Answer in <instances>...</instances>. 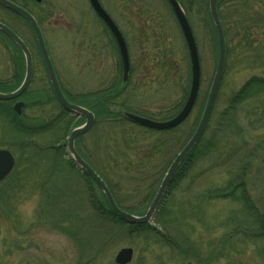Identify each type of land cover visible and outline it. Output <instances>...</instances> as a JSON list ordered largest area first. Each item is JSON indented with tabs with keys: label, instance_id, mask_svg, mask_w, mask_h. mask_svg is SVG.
Instances as JSON below:
<instances>
[{
	"label": "rangeland",
	"instance_id": "rangeland-1",
	"mask_svg": "<svg viewBox=\"0 0 264 264\" xmlns=\"http://www.w3.org/2000/svg\"><path fill=\"white\" fill-rule=\"evenodd\" d=\"M16 1L39 21L67 98L88 105L95 91L116 84L109 109L94 101L96 108L91 110L96 121L80 136L79 148L126 210L136 207L145 212L167 167L195 129L197 110L215 72L217 47L206 11L208 0L197 2L186 13L201 62L198 102L184 122L166 131L123 118L125 112H134L163 120L179 108L189 91L187 45L166 0H100L127 43L130 71L125 83L118 48L89 0ZM255 8L264 12V3ZM222 16L228 20L225 13ZM0 18L30 45L37 56V71L43 73L29 25L1 7ZM254 29L252 45L243 42L241 27L239 35L235 30L229 33L223 81L207 130L194 151L196 162L163 199L173 225L162 228L157 214L150 221L159 235L145 230L130 233L126 225L102 217L98 207L106 211L107 205L101 190L70 164L64 146L71 128L82 118L72 116L70 124V114L63 112L56 99L45 100L41 93L36 95L39 109L31 110L28 103L20 114L10 101H2L0 148H8L16 164L0 185V264H116V253L128 246L134 249L128 264H264V240L232 234L247 211L245 203L235 198L240 191L232 196L229 190L224 197L212 193L231 179L237 182L234 173L243 165L239 158L252 155L241 179L253 208L264 209V148L255 151L264 138V91L236 109L240 130L219 125L234 93L251 77L264 78V28ZM6 40V47L13 48ZM35 116L43 122L47 119L46 132L36 138L18 131L16 125L31 130L30 119ZM237 130L242 135H235ZM29 140L27 147L32 143V150H20V143ZM54 143L61 146L56 156L45 146ZM216 152L221 155L214 164ZM160 235L177 238L183 248L173 250Z\"/></svg>",
	"mask_w": 264,
	"mask_h": 264
},
{
	"label": "water",
	"instance_id": "water-1",
	"mask_svg": "<svg viewBox=\"0 0 264 264\" xmlns=\"http://www.w3.org/2000/svg\"><path fill=\"white\" fill-rule=\"evenodd\" d=\"M35 1L41 2L42 0H35ZM89 1L95 13L106 24V26L109 28V30L111 31L117 42L121 54L122 65H123V80L126 81L128 79V73L130 69V61H129L126 41L119 27L112 19V17L109 15V13L105 10V8L102 6L100 1L99 0H89ZM167 1L169 2L172 11L180 25L181 31L183 33L189 51V56L191 61V84H190L188 97L184 105L180 109V111L175 116L167 120H155L135 113H126L127 117L133 122L141 126H145L157 130H165L176 127L187 118L196 101L200 87V77H201L200 59H199L197 44L190 23L178 0H167ZM0 4L8 8L9 10L19 14L28 21L36 36L39 48L46 63L49 79L56 98L67 111L72 112L74 115L82 116L85 119V123L74 128L71 131L67 141V150L74 164L80 170L84 171L87 175H89L96 182V184L102 190L111 210L115 214L123 218L129 224H145L150 222L153 219L157 211V208L161 202V199L178 166L181 164V162L185 159V157L188 155V153L191 151V149L200 139L205 129L206 123L212 112L213 105L216 100V96L221 84V80L225 68V61H226V41H225L223 26L218 14L217 0H209L208 8L218 43V59H217L215 73L209 87V91L207 94V98L204 104V108L200 120L191 138L188 140L185 146L180 150V152L176 155V157L169 165L154 198L152 199L146 213L143 215H135L133 213L121 209L117 205L104 179L93 169V167L77 151L75 146V140L78 135L87 132L92 127L93 122L95 120V114L92 110L88 109L87 107L77 103H73L65 97L60 87L50 55L46 48L43 34L35 17L29 11H27L26 9H24L23 7H21L20 5L16 4L11 0H0ZM0 31L4 32L15 42V44L24 53L27 61V72L23 84L15 91L9 93L0 92V99L8 100L18 97L27 86L31 73V54L28 47L23 42V40L10 27H8L6 24L2 22H0ZM22 106H23V102L21 101H18L14 104V110L17 114L21 113ZM14 164H15V159L12 153L7 149H0V180L4 178L11 171ZM133 253L134 251L132 247H123L117 252L115 256V262L117 264H128L133 258ZM188 264H194V263L190 262Z\"/></svg>",
	"mask_w": 264,
	"mask_h": 264
},
{
	"label": "trees",
	"instance_id": "trees-1",
	"mask_svg": "<svg viewBox=\"0 0 264 264\" xmlns=\"http://www.w3.org/2000/svg\"><path fill=\"white\" fill-rule=\"evenodd\" d=\"M15 1V0H14ZM179 3L181 4V6L183 7V9H185V13H187V11L189 12L192 7L194 5H196L197 2L201 1V0H178ZM209 1V0H208ZM16 2V1H15ZM264 3V0H217V9H218V13H219V17L221 19V23L223 25V30H224V34H225V39H226V47H227V52H226V59L228 57L229 54V48L227 45V41L229 38V33H232V30H235V35H239L240 31L238 30V28H242L243 30V42L245 44H249L252 45V42L254 41V28L255 27H260V28H264V12L259 13L260 10L255 8V5L257 3ZM21 5V4H20ZM23 6V5H22ZM0 7H2L3 9H5L6 11L13 13L12 11L4 8L3 6L0 5ZM25 7V6H23ZM206 11L208 14V18H209V22H210V27H211V31L213 34V39L216 43V47H217V56H218V44H217V38H216V33H215V29L213 27L212 21H211V17L209 14V10H208V3L206 5ZM222 12L226 14V17H228L227 21H224V18L222 16ZM15 16L21 18L19 15L15 14ZM15 48L19 51V49L16 47V45L14 44ZM224 76V75H223ZM223 81V79H222ZM222 83V82H221ZM264 91V78L258 77V76H253L250 79H248L240 88L238 91H236L234 93V95L231 97V99L229 100V104L227 109L224 111V117H222V122L221 127L225 128V129H231V131L233 130V128L238 129V116L236 114V109L238 108V106L240 104H242L243 102L250 100L252 98L257 97L258 95H260L262 92ZM186 94L188 93L187 91L185 92ZM93 96V101H91V103H87L88 105H86L87 107H89L90 109H94L95 104H94V94H92ZM117 95V94H116ZM105 96V95H104ZM103 96V100H102V106H104L103 108L109 109L108 106V100L109 99H105ZM187 96V95H186ZM183 97V101L184 98ZM206 97V96H205ZM205 97H204V101H202V103H200L199 108L197 110V115H196V120L195 123H197L201 111L203 109V105L205 102ZM112 99V97H111ZM183 101L181 102L182 105ZM198 102V101H196ZM197 105V103H196ZM179 109V108H178ZM175 110V112H173V114H171V116H167L164 117L163 119H168L170 117H172V115H174L177 111ZM125 119L128 120V118L123 115ZM74 117H70L69 121L71 124V121ZM57 122V118L53 120V124H55ZM81 123V121H80ZM80 123H77L75 125V127L77 125H79ZM16 128L18 129V131H22L24 132L26 130V128L24 129L22 127V125H16ZM69 129V127H67ZM74 128V127H73ZM71 128V129H73ZM240 130V128H239ZM239 130H237V132H234L235 135H242ZM71 131V130H70ZM69 132V131H68ZM68 134V133H67ZM66 134H64L65 136ZM80 137L77 140V149L79 150V152L82 154L80 148H79V144H80ZM216 142L218 141V139H214ZM30 140L28 142L26 141H22L19 145L20 150L21 149H27L30 151L32 150L31 146L30 148L27 147V143L30 145ZM199 143V142H198ZM197 143V145H198ZM211 144V143H210ZM196 145V147H197ZM195 147V149H196ZM261 148H264V138L262 139L261 143L256 145L255 151L259 150ZM44 149V148H43ZM46 149H51L54 152V156L57 155V153H59L61 151V146L60 145H56V143L47 146ZM195 149L188 154V156L184 159V161L182 162V164L179 166V168L177 169L173 180L171 182L170 185V189H176L177 184L184 180L186 178V176L188 175V173L193 169L194 164L196 162V158L194 156V151ZM208 152V151H207ZM216 154H218V152H216ZM83 155V154H82ZM210 155V153H209ZM208 155V156H209ZM220 152L218 154V156L216 158H214V164L217 162V159L220 157ZM206 156V157H208ZM252 155H248L246 157V159H240L238 160V163L243 162V165L239 164L238 169H240L237 173H234V175L237 177V182L233 179H231L227 185L219 188H215V190L212 191L213 194L216 195V197H224L227 196L228 193L227 191L230 190V195L235 196V191L239 190L240 192L238 193V196L235 197L238 201H242L243 203H245L247 211H246V215L244 216V219H242L241 223H238L232 230V234H235L236 237H240V238H244L246 235H249V237L251 238V240H264V209H259L257 207L253 208V203H250L249 198L247 197L246 194V186L245 183L243 181L242 176L245 174V170L247 168V165L250 162V158ZM209 159V157H208ZM213 159V158H212ZM70 164L71 161H70ZM218 165V164H216ZM237 168V167H235ZM98 173L103 177V179L106 181L105 177L98 171ZM233 178V177H232ZM91 180V179H90ZM92 181V180H91ZM93 182V181H92ZM107 185L109 186L108 182L106 181ZM110 188V186H109ZM111 189V188H110ZM154 192V191H153ZM103 199L107 205V210H102L101 207H98L100 209V212L102 214V217L109 219L112 222H116L120 225H126L127 231L131 233V231H135V232H141L143 230L145 231H149L154 233L155 235H159L160 231L158 229V227L156 226H152L150 224H142V225H129L127 223H125V221L119 217L118 215H116L109 207V205L107 204V201L102 193ZM115 197V196H114ZM116 199V198H115ZM117 201V199H116ZM118 205L122 208H124L121 203H119L117 201ZM96 207V206H95ZM97 208V209H98ZM170 207L165 203H162L159 206V210L157 213V217L156 220L158 222V224L163 228V226L167 227L168 223L172 222L173 225V219H172V213L169 209ZM125 209V208H124ZM129 211L135 213V214H143L144 211H142V208H136V207H132ZM166 214V215H165ZM167 216V218H165ZM170 216V217H169ZM171 218V219H170ZM161 236V235H160ZM231 235L229 234L228 238ZM234 236V235H233ZM233 236H231V240H233L232 238H234ZM163 241L166 242V244L170 245L173 250H180L181 244L179 243V241L177 240V238L175 240L172 239V237L170 235H162L161 236ZM110 239V238H109ZM230 240V241H231ZM183 248V247H182ZM264 252V249H263Z\"/></svg>",
	"mask_w": 264,
	"mask_h": 264
},
{
	"label": "flooded vegetation",
	"instance_id": "flooded-vegetation-1",
	"mask_svg": "<svg viewBox=\"0 0 264 264\" xmlns=\"http://www.w3.org/2000/svg\"><path fill=\"white\" fill-rule=\"evenodd\" d=\"M3 11L5 10L3 9ZM0 21H2L1 18H0ZM14 30L17 34H19L18 31H16V29ZM111 36L114 40L116 48H118L115 38L113 37L112 34ZM6 39H7L6 34L0 31V92H3V93L12 92L18 89L23 84L24 79L26 77V72H27L26 57L24 56V54H22L20 49L18 48L19 49L18 51L15 48V46H13V48H7ZM27 46L31 53V73H30L29 82L27 86L25 87L24 91L17 98L10 100V101L12 103V107L14 106L16 102L22 101L23 107H26L29 103L30 104L29 107L31 108V110H35V109L38 110L39 107L37 108V106L39 105V103H36V95L38 93H41L44 95L45 100L49 101L50 99L52 101L54 97V92H53V88H52V85L49 79L48 71L46 68V63L44 61L42 54L40 53V63L44 70L43 72L44 74L37 71V62H38L36 59L37 56L31 50L30 45L27 44ZM61 88L64 92L62 85H61ZM115 88H116V84L109 85L108 87H106L105 90H102L101 88H99L97 91H95V94H94L95 101L102 103L104 95H105L104 96L105 99L110 100L111 97L113 96V91L115 90ZM2 101L3 100H0V112L4 113L5 108L3 107L4 104L2 103ZM180 108H181V105H179V109ZM67 113L70 114V112H67ZM95 120H96V117H95ZM95 120H94V123H95ZM30 121H31V124H30L31 134L33 137L35 136L37 138L40 134L46 132L49 129L47 127L48 125L47 119H45V121L43 122L41 118H37V116H35L34 118H31ZM33 142L34 144L36 143V141H33ZM9 175L10 173L5 178L0 180V185ZM169 190H170V187L166 190L164 197L167 195Z\"/></svg>",
	"mask_w": 264,
	"mask_h": 264
}]
</instances>
